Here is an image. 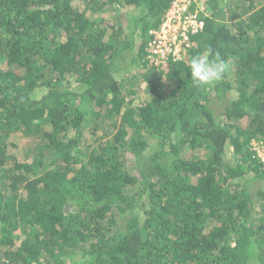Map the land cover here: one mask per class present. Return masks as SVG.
<instances>
[{
  "label": "trees",
  "instance_id": "obj_1",
  "mask_svg": "<svg viewBox=\"0 0 264 264\" xmlns=\"http://www.w3.org/2000/svg\"><path fill=\"white\" fill-rule=\"evenodd\" d=\"M199 1L165 66L176 0H0V264H264V0Z\"/></svg>",
  "mask_w": 264,
  "mask_h": 264
},
{
  "label": "built area",
  "instance_id": "obj_2",
  "mask_svg": "<svg viewBox=\"0 0 264 264\" xmlns=\"http://www.w3.org/2000/svg\"><path fill=\"white\" fill-rule=\"evenodd\" d=\"M206 17V8L199 0H176L161 28L151 32L150 57H157L160 63H166L171 55L175 60L183 59L194 35L204 30ZM259 154L264 163V154Z\"/></svg>",
  "mask_w": 264,
  "mask_h": 264
},
{
  "label": "clouds",
  "instance_id": "obj_3",
  "mask_svg": "<svg viewBox=\"0 0 264 264\" xmlns=\"http://www.w3.org/2000/svg\"><path fill=\"white\" fill-rule=\"evenodd\" d=\"M201 33V32H200ZM209 53L212 49L209 47ZM218 57L219 54L216 53ZM230 65L224 59L210 60L204 55L193 56L189 61V73L193 84L197 87H209L223 79Z\"/></svg>",
  "mask_w": 264,
  "mask_h": 264
},
{
  "label": "rangeland",
  "instance_id": "obj_4",
  "mask_svg": "<svg viewBox=\"0 0 264 264\" xmlns=\"http://www.w3.org/2000/svg\"><path fill=\"white\" fill-rule=\"evenodd\" d=\"M206 16L208 17L209 16V13L206 11ZM166 17H167V15H166ZM151 45V44H150ZM193 45V41L191 42V46ZM148 58H149V60L150 61H152V62H154L155 63V65H157V64H159L160 62H159V60L157 59V57H155V56H152V57H150V56H148ZM156 61L158 62V63H156ZM162 64H164L165 66L166 65H168V64H166V63H162ZM129 72H131L132 74H142L143 72L141 71V70H139V69H137V68H133L132 69V71H129ZM138 92H140L138 95H143V92H141V89L140 90H138ZM139 98H141V99H139ZM143 98L142 97H138V100L139 101H141ZM217 107H222V104L220 103L219 105H217ZM260 151H261V154H264V145H261V147H260ZM70 263H74V261L73 260H71V261H69Z\"/></svg>",
  "mask_w": 264,
  "mask_h": 264
}]
</instances>
